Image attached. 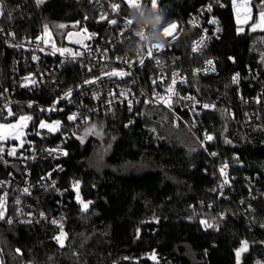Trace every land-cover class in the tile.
<instances>
[{
  "label": "trees",
  "instance_id": "obj_1",
  "mask_svg": "<svg viewBox=\"0 0 264 264\" xmlns=\"http://www.w3.org/2000/svg\"><path fill=\"white\" fill-rule=\"evenodd\" d=\"M112 1L128 13L125 0ZM208 3L214 4L223 26L221 39L202 55L191 57L188 45L194 34L188 31L178 50L183 55L178 66L188 76L206 59L217 64L218 75L189 80V91L195 96L222 95L219 109L203 117L213 136L206 145L208 154L185 127L162 123L144 110L133 125L128 124L124 109L94 118L75 131L74 139L65 144L68 155L60 161L64 169L57 175L59 185L78 182L80 199L91 202L83 210L73 189L62 229L52 223L58 215L52 194L40 189L31 197L23 195L22 163L0 156V179L12 173L8 212L0 221V264H237L236 251L245 241L247 251L241 253L239 264L264 263V109L252 101L257 84L264 81V37L250 33V23L238 24L232 0H158L156 11L163 24L184 25ZM2 6L0 26L18 37H38L47 26L64 43L69 33L83 26L102 28L97 26L98 6L90 0H44L39 5L36 0H2ZM252 8L259 17L263 1L252 0ZM61 24L65 27L59 28ZM241 27L243 31L238 32ZM13 55L0 38V123L30 115L26 139L37 147L53 143L59 135H49L39 124L49 119L46 110L82 73L68 66L58 74L59 87H44L32 94L13 91ZM254 73L258 83L252 80ZM234 74L240 75L243 103L232 84ZM94 121L104 125L110 144L99 167L93 157L100 139L81 140ZM57 163L40 151L32 167L33 181ZM216 165L229 167L230 198L220 195ZM23 211L26 216L44 212L45 218L38 224H24ZM201 220L214 226L206 228ZM61 230L63 246L56 240Z\"/></svg>",
  "mask_w": 264,
  "mask_h": 264
},
{
  "label": "built area",
  "instance_id": "obj_2",
  "mask_svg": "<svg viewBox=\"0 0 264 264\" xmlns=\"http://www.w3.org/2000/svg\"><path fill=\"white\" fill-rule=\"evenodd\" d=\"M98 6L97 26L101 30L92 29L88 26H83L78 30L72 31L75 33H82L83 40L78 44H71L65 37L64 43H59L51 32L48 34L43 32L38 37H30L23 35L18 37L13 30H6L0 26V38L4 41L7 49L14 52L12 57L14 71L16 76L12 90L25 91L29 94L40 91L44 87L58 86L59 73L68 66H76L80 69L82 76L71 84L62 92V95L57 99L55 108L57 110H46L49 119L48 123L54 124L56 121L60 122L59 130L49 132V135L57 136L53 143L37 147L36 144L26 139L27 128H20L19 131L23 135L24 144L21 147H15L13 144L17 141L11 140L10 136L7 139L0 141L5 151L0 154L10 159H18L24 167V179L20 186V190L26 197H31L36 190H46L52 194L56 199V211L58 215L52 220L55 227L60 228L65 210L71 202L70 193L73 191L75 181H71L68 185L60 186L59 175L64 167L60 162L68 155V150L65 144L73 140L75 131L94 118H102L113 113L117 109H124L129 115V125L135 124L140 110L146 113L158 115L166 113L170 115L173 122L177 126H183L191 134L201 149L208 154L206 145L212 140H206L205 135L212 134L205 128L203 117L208 112H214L219 109L222 95L215 98H203L195 96L189 91L190 78L199 79L202 77H209L218 75L217 64L213 59H206L203 64L191 70L190 76L183 71L181 66H178L179 61L183 59V55L178 53L181 47V39L188 32L191 31L194 37L188 45V51L191 57L202 55L215 41L221 39L223 34V26L216 15V9L212 4V11L208 12L206 4L193 13L184 25L176 23L177 28L173 31L172 36H164L163 28L169 24H160L159 30L161 33L164 47L157 49L153 45L144 44L145 31L142 30L136 23L130 19L131 16L141 12L151 11L157 17L156 9L151 8V0H139L141 7H130L127 0L128 13H123L120 4L112 0H90ZM264 3V0H262ZM249 6L244 8L237 4L233 6V11L236 19H242L247 13V9L252 8V0H246ZM237 3V0H236ZM119 5L118 9H114L113 5ZM233 5V3H232ZM2 15H0L1 20ZM215 19L216 24L208 21ZM87 21L88 17L85 16ZM116 20V24L110 21ZM131 24L127 25L126 21ZM193 22L198 26L194 27ZM171 24V23H170ZM219 29V30H217ZM206 30V32H205ZM143 35L140 39L136 33ZM174 37V38H173ZM202 37L205 38L204 45L198 51L193 52L192 48L196 41ZM40 38V39H38ZM45 41H48L45 43ZM159 43V44H160ZM69 49L61 55L59 51L53 54L54 48ZM43 49V50H41ZM151 49L152 55L148 52ZM79 53V55H74ZM37 59H33V57ZM143 59V65L140 60ZM158 61V62H157ZM208 61H212L209 65ZM112 71L127 73L122 76H109L106 73ZM232 84L237 88L239 99L243 103V88L239 75L238 83ZM256 73L253 74L252 80L258 83ZM26 77L31 79L26 80ZM175 79L176 83L173 85L172 81ZM35 81V83H32ZM87 81H94L87 83ZM256 95L252 98L258 104V107L264 109V81L257 84ZM168 87L173 88L175 94L167 92ZM9 87L4 90L10 92ZM71 92V95L66 96ZM157 97L171 100V107L161 102ZM193 97V99H187ZM131 100V108L128 101ZM259 100V102H257ZM204 105L210 107L205 108ZM77 114L75 120H69L68 117L72 114ZM30 116V115H25ZM31 117V116H30ZM30 121V120H29ZM14 129H9L7 135ZM213 137V136H212ZM15 148V155H8V152ZM57 150V151H50ZM43 151L48 153L58 163L40 179L33 181L31 177L32 167L36 161L37 154ZM67 153L64 155L63 153ZM225 171L222 174L221 169ZM216 174L219 177L218 189L220 195L224 198H230L228 191L231 187V178L229 174V167L225 165H216ZM227 180V183H225ZM12 182V173L6 179H0V188L3 189L2 197L4 204V218L8 212L7 206V189ZM256 182H253L251 189H256ZM28 192L25 193L24 189ZM247 207H250L247 204ZM251 208V207H250ZM32 207H29L31 210ZM31 212V211H29ZM28 213V212H27ZM24 217L21 219L24 224H38L45 218V213L40 212L38 215L31 214L26 216V211H23ZM43 214V215H41ZM248 224L251 221L248 219Z\"/></svg>",
  "mask_w": 264,
  "mask_h": 264
},
{
  "label": "snow or ice",
  "instance_id": "obj_3",
  "mask_svg": "<svg viewBox=\"0 0 264 264\" xmlns=\"http://www.w3.org/2000/svg\"><path fill=\"white\" fill-rule=\"evenodd\" d=\"M36 2L39 5V4L43 3L44 0H36ZM217 2H218V0H217ZM128 3L130 5V7H132V8L141 7V5L139 3V0H128ZM232 3H233V6L234 7L237 6L236 0H232ZM157 5H158V0H151V8L152 9H156L157 8ZM221 6H223V5H221ZM112 7L114 9H118L119 8V5H115L114 4ZM206 10L208 12H211L212 11V4L211 3L207 6V9ZM2 14H3V6H2V0H0V15H2ZM208 22L209 23H212V24H216L217 23V21L215 19H212V20H210ZM259 22H260L259 24H254L253 25V30H255L256 27H259L261 25H264V10H262L260 12V14H259ZM110 23L116 24L117 21L116 20H112V21H110ZM238 23H239V18H238ZM126 24L127 25H130L131 22L127 20L126 21ZM193 26L196 27L198 25L195 22H193ZM58 27L59 28H64L65 25L61 24V25H58ZM176 28H177L176 23L169 24L167 27H164L163 28V35L164 36H172V33H173V31ZM217 30H219V29H217ZM237 31L238 32H241V31H243V29L238 28ZM44 32H45V34H48V27L47 26H45ZM205 32H206V30H205ZM136 35L139 36L140 39H143V35L142 34H140V33L137 32ZM69 36H71V33H69ZM205 38L206 37H202L199 41H196L194 43V46L192 48V51L193 52L198 51L199 48H201L204 45ZM38 39H40V38H38ZM47 42L48 41H45V43H47ZM153 47H155L157 49H162L164 47V45H163V43H160V44H157V45H153ZM53 48H54L53 54H55L56 51H59L61 55H64L66 52H70V50L69 49H66V48L55 49L54 45H53ZM41 50H43V49H41ZM74 55H79V53H76ZM148 55L149 56L152 55L151 49L149 50ZM33 59L35 60V59H37V57L34 56ZM262 60H264V57H262ZM143 63H144V60L141 59L140 60V64L143 65ZM208 64L211 65L212 64V61H208ZM106 74L109 75V76H122V75H126L127 73H121V72L112 71V72L106 73ZM25 79L26 80H29L31 78L30 77H26ZM238 81H239V74H236L233 77V83H238ZM92 82H94V81H87V83H92ZM32 83H35V81H32ZM175 83H176V81H175V79H173L172 84L174 85ZM167 92L169 94H175L173 92V88L172 87H168ZM69 95H71V92H69V93L66 94V96H69ZM157 98L160 99L161 102L165 103L167 106L171 107V100L170 99H167L166 100L163 97H157ZM187 99H193V97H187ZM257 102H259V100ZM128 103H129V107L131 108L132 101L129 100ZM29 106L31 107V105H29ZM203 107L208 108L210 106L209 105H204ZM50 110L54 111V110H57V109L55 108V106H53V108L50 109ZM8 115L9 116H12L13 115V113H12V111H11L10 108L8 109ZM76 118H77V114H75V113L72 114V115H70L68 117L69 120H75ZM31 119H32V117H30V116H21L19 118V122L20 123H18V124H0V141H3L5 139H7V136H6V133H5V130L6 129H15L17 127H23V126H25L23 124V122L24 121L31 120ZM39 126H40L41 129L47 128L49 132H53V131H58L59 130L60 122L59 121H56L54 124H47V123L41 121ZM12 138L18 139L19 137L18 136H13ZM205 139L206 140H212L213 137L211 135H205ZM81 140H82V138H81ZM82 142H83V140H82ZM228 143H231V142L228 141ZM21 146H22V144H21ZM4 151H5V149L2 146H0V154H2ZM50 151H57V150H50ZM15 153H16V149L13 148V149H11L8 152V155H15ZM63 154L64 155H67L66 152L63 153ZM212 155H215V153H212ZM226 167H227V165H225V168ZM224 171H225V169L222 168L221 169V173L223 174ZM225 183H227V180H225ZM73 188L76 190V198H77V201L82 204L83 210H87V208H88V206H89V204L91 202L85 203L84 201H82L80 199L79 190H78L79 189L78 182L73 185ZM24 192L27 193L28 192V189L25 188L24 189ZM4 199H6V194H5V197L0 198V219H3L4 218V211H3V208H4L3 200ZM17 203H19V201H17ZM41 215H43V214H41ZM8 223H11V220H8ZM53 223H56V221H53ZM201 224L204 225L206 228H210V227H213L214 226L213 224L209 223L206 220H201ZM61 229H62V225H61ZM64 236H65V233L61 230L60 235L56 237L57 242L60 243L61 246H63V239L62 238ZM17 251H19V249H17ZM244 251H247V242L246 241L245 242H242L241 248L240 249H237V251H236L237 264H239L241 253L244 252ZM151 258L152 259H155L156 258L154 253L152 254V257Z\"/></svg>",
  "mask_w": 264,
  "mask_h": 264
},
{
  "label": "rangeland",
  "instance_id": "obj_4",
  "mask_svg": "<svg viewBox=\"0 0 264 264\" xmlns=\"http://www.w3.org/2000/svg\"><path fill=\"white\" fill-rule=\"evenodd\" d=\"M237 4H240L243 8L245 6H249L248 2H246V0H237ZM251 10H252L251 8H248L246 10L247 13H249V14L245 15L242 19H239L238 24L239 25H245V24L250 23L249 32L254 33V36L264 37V25L256 27L255 30H253V25L259 24L260 22H259V17L257 15L255 16V13L253 14ZM237 22H238V19H237ZM241 29H243V28L241 27ZM148 114L152 115L153 117H155L158 121H161L162 123H174L172 117L166 113L160 112V114H158V115H155L152 113H148ZM19 118L12 121V122H9V123H0V124H18V123H20ZM28 122H29V120L24 121L23 124L25 126L15 128L8 135H7V131L9 129L5 130L6 136H10L11 140L17 141V143L13 144L15 147H21V144L22 145L24 144L23 135L21 134L19 129L20 128H24V129L27 128ZM43 122L50 124L46 120H43ZM39 128H40V126H39ZM103 130H104V125L100 122L94 121L90 125L87 126V128L85 129V131H86L85 133H87V134L83 135V137H82L83 140H87V138H89L90 136H94V137L100 139V144H99V146H97L95 148L94 157H93V159L96 163L95 165L98 167L102 166L101 164H104V160L110 152V144H109L108 140L104 137ZM13 136H18L19 138L14 139V138H12ZM258 264H264V263L259 262Z\"/></svg>",
  "mask_w": 264,
  "mask_h": 264
},
{
  "label": "clouds",
  "instance_id": "obj_5",
  "mask_svg": "<svg viewBox=\"0 0 264 264\" xmlns=\"http://www.w3.org/2000/svg\"><path fill=\"white\" fill-rule=\"evenodd\" d=\"M133 23H136L142 30L145 31L144 44H159L162 40L159 25L163 23V17H157L151 11L137 13L130 17Z\"/></svg>",
  "mask_w": 264,
  "mask_h": 264
},
{
  "label": "water",
  "instance_id": "obj_6",
  "mask_svg": "<svg viewBox=\"0 0 264 264\" xmlns=\"http://www.w3.org/2000/svg\"><path fill=\"white\" fill-rule=\"evenodd\" d=\"M83 38L84 35L82 33L71 32V36H69V34L67 35V41L71 44H78L83 40Z\"/></svg>",
  "mask_w": 264,
  "mask_h": 264
}]
</instances>
